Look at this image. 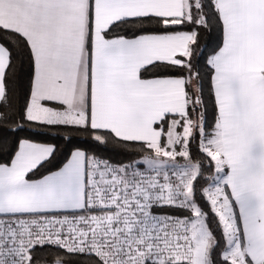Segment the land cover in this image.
I'll use <instances>...</instances> for the list:
<instances>
[{
  "label": "snow or ice",
  "instance_id": "6c2138e0",
  "mask_svg": "<svg viewBox=\"0 0 264 264\" xmlns=\"http://www.w3.org/2000/svg\"><path fill=\"white\" fill-rule=\"evenodd\" d=\"M0 264H264V0H0Z\"/></svg>",
  "mask_w": 264,
  "mask_h": 264
}]
</instances>
